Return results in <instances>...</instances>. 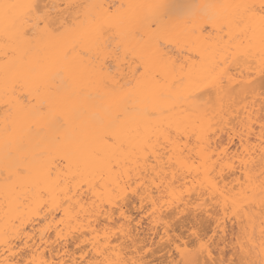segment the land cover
Returning <instances> with one entry per match:
<instances>
[{"label":"snow or ice","instance_id":"6c2138e0","mask_svg":"<svg viewBox=\"0 0 264 264\" xmlns=\"http://www.w3.org/2000/svg\"><path fill=\"white\" fill-rule=\"evenodd\" d=\"M0 45V264H264V0H0Z\"/></svg>","mask_w":264,"mask_h":264},{"label":"bare ground","instance_id":"6f19581e","mask_svg":"<svg viewBox=\"0 0 264 264\" xmlns=\"http://www.w3.org/2000/svg\"><path fill=\"white\" fill-rule=\"evenodd\" d=\"M12 2H16V0H12ZM48 2H53V0H48ZM54 2L59 3L60 0H54ZM99 2L105 3V4H112V3H120L121 0H99ZM198 39H199V41L203 42L206 39H212V38L208 37L207 33H205L204 36H201ZM196 40H197V37H193V41H196ZM170 54L172 55L173 59H175L177 61H185L186 62L189 57H194L196 55V52L194 50H190V49L186 50V49H183L181 47H172L170 50ZM0 60H3L2 45H0ZM245 75H247V73H245ZM204 91H207V90H204ZM205 99H207V97H205ZM2 118H3V113L0 112V119H2ZM216 143L217 142L214 140L213 146H215ZM2 217H3V202H2V200H0V225L3 224ZM38 219L39 218H37V217H33V220H38ZM49 219H51V217H49ZM100 220L103 221V217H100ZM94 226H95V222H94ZM100 226L102 227L103 225L101 224ZM24 227L26 229V232H25L26 238H27V236L34 235V239L30 242L38 244L39 243V229H40L39 223H37L35 225L33 223H26L24 225ZM147 227H150V226H147ZM229 227L231 228V225H229ZM77 235H80V233H77ZM15 242L18 243L19 241H15ZM149 243H150V241H149ZM49 247L50 248L51 247L56 248L57 257L62 255L63 249L59 248L58 245H56V246L49 245ZM71 250L76 251L74 245L72 246ZM4 255H5V253L3 251V247L0 246V259H3ZM48 255H49V258H52L53 252L49 251ZM163 258L164 257L161 254L157 253L156 259L159 260V259H163Z\"/></svg>","mask_w":264,"mask_h":264}]
</instances>
